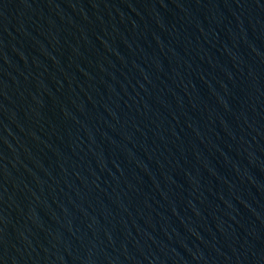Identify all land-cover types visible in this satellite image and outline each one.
<instances>
[{"label": "water", "instance_id": "95a60500", "mask_svg": "<svg viewBox=\"0 0 264 264\" xmlns=\"http://www.w3.org/2000/svg\"><path fill=\"white\" fill-rule=\"evenodd\" d=\"M0 264H264V0H0Z\"/></svg>", "mask_w": 264, "mask_h": 264}]
</instances>
